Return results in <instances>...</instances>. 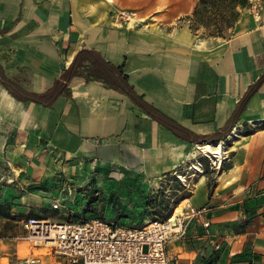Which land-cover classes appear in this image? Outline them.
I'll return each mask as SVG.
<instances>
[{
    "label": "crops",
    "instance_id": "1",
    "mask_svg": "<svg viewBox=\"0 0 264 264\" xmlns=\"http://www.w3.org/2000/svg\"><path fill=\"white\" fill-rule=\"evenodd\" d=\"M251 2L228 36H213L180 22L197 0H0V73L16 90L52 88L78 51L92 48L122 65L173 124L98 79L75 75L69 94L45 104L16 96L0 77V144L17 171L7 186L27 182L26 170H91L107 213L122 219L139 214L140 201L156 207L169 180L176 192L164 196L174 205L209 207L208 227L196 219L168 243L182 264H264V79L241 102L264 77V0ZM123 8L144 18L121 19ZM232 129L237 135L227 138ZM210 142L223 144L216 166L210 159L221 151L205 149ZM7 244L1 236L0 264L39 253L41 264H82Z\"/></svg>",
    "mask_w": 264,
    "mask_h": 264
},
{
    "label": "built area",
    "instance_id": "2",
    "mask_svg": "<svg viewBox=\"0 0 264 264\" xmlns=\"http://www.w3.org/2000/svg\"><path fill=\"white\" fill-rule=\"evenodd\" d=\"M137 14L135 9L123 8L118 15L121 19L130 20ZM256 14H259L258 11ZM233 135H237L234 129L227 138H233ZM210 164L217 165L212 158ZM180 178L182 182L185 181L181 175ZM53 206L61 208L64 204L56 199ZM208 210L207 205L196 206L188 202L179 211L175 208L169 215H157L142 225L102 217H68L61 220L29 217L25 222L26 238L75 263L182 264L179 257L169 251L168 243L172 238L185 237L196 219H202L203 224L208 227ZM39 254L25 256L20 259L19 264H41Z\"/></svg>",
    "mask_w": 264,
    "mask_h": 264
},
{
    "label": "rangeland",
    "instance_id": "3",
    "mask_svg": "<svg viewBox=\"0 0 264 264\" xmlns=\"http://www.w3.org/2000/svg\"><path fill=\"white\" fill-rule=\"evenodd\" d=\"M256 1L262 2V0ZM185 15L180 18V22L191 24L192 20L185 18ZM143 18L141 13H138L135 17V19L139 20ZM197 32L202 35H208L205 33L204 26L199 27ZM230 33L231 30L226 31L225 36H228ZM10 156L4 153L3 147L0 144V210L9 213V216L0 215V237H3L4 243L6 242L10 246H14L19 240L23 241L26 247H41L26 238H13V235L17 233L27 234L25 222L29 217L49 218L53 220H61L68 217L72 219H87L91 217L116 219L107 213L108 202H106L104 188H102L101 184L93 181L92 176H90L93 171L81 169L69 173L68 171L60 173L56 172V170L38 172L26 170L24 174H26V179H28L27 182H22L21 184L16 183L13 187H10L7 186L6 180L4 179H7L5 177L8 175L12 176L13 172L17 173L15 170L12 171L10 166L6 164L8 163L7 160H11ZM33 175H36V177H33ZM168 182L167 185H164L163 197L161 198L160 196L156 207H154V203L150 204L148 201L143 200L135 205L141 206L139 214L136 213L134 216L130 214L127 215L128 217H123L122 219L118 217L117 220L119 219L123 223L142 225L157 215L161 217L169 215L175 208L179 211L187 203V200L174 205L175 201L166 198L164 196L166 191L167 193L176 192L172 190L173 187L170 185L171 181L168 180ZM168 186L171 187L169 188ZM37 188L49 191V193L45 194L41 191V195L36 194L35 191ZM20 196H22V200H16V197ZM56 199L64 204V206L55 208L53 203ZM154 208L160 212L152 213L151 209ZM129 209L135 212L134 206L132 208L130 206ZM26 251L29 252V249H26ZM45 251L47 250L45 249ZM45 251L43 252L45 253Z\"/></svg>",
    "mask_w": 264,
    "mask_h": 264
},
{
    "label": "trees",
    "instance_id": "4",
    "mask_svg": "<svg viewBox=\"0 0 264 264\" xmlns=\"http://www.w3.org/2000/svg\"><path fill=\"white\" fill-rule=\"evenodd\" d=\"M251 3V0H198L193 11L186 14L185 18L192 20L190 27L195 31L199 27L204 26L205 33L208 35L225 36L226 31L232 30L234 27L243 8ZM75 75L84 76L87 80L98 79L110 87L124 91L150 114L168 125H173L166 115L145 101L135 91L134 87L129 83L128 74L123 71L122 65L114 64L99 51L92 48L80 49L71 65L64 70L61 77L56 79L54 86L44 92L18 91L12 87L15 81L0 73L2 81L7 84L16 96L23 99L32 98L45 104H52L60 94H69V81ZM263 79L264 77L249 86L241 100L242 103L247 101ZM240 107L238 106L235 113L239 111ZM231 125L229 126L230 128ZM0 215L9 216V213L0 210Z\"/></svg>",
    "mask_w": 264,
    "mask_h": 264
},
{
    "label": "bare ground",
    "instance_id": "5",
    "mask_svg": "<svg viewBox=\"0 0 264 264\" xmlns=\"http://www.w3.org/2000/svg\"><path fill=\"white\" fill-rule=\"evenodd\" d=\"M232 137H234V135ZM221 146H222V150H223V144L221 142H216V143L210 142V143L205 145V149H207V150H214L215 149V152H220ZM221 154H222V151L219 154H217V155H220L218 158H214L216 163H219V164L222 163V157H221L222 155Z\"/></svg>",
    "mask_w": 264,
    "mask_h": 264
}]
</instances>
